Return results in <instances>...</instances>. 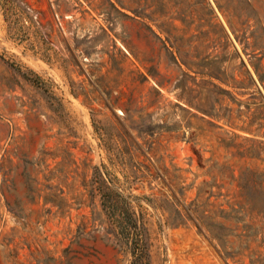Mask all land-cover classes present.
<instances>
[{"label":"rangeland","instance_id":"374dc122","mask_svg":"<svg viewBox=\"0 0 264 264\" xmlns=\"http://www.w3.org/2000/svg\"><path fill=\"white\" fill-rule=\"evenodd\" d=\"M218 1L0 0V264H264V0Z\"/></svg>","mask_w":264,"mask_h":264},{"label":"trees","instance_id":"16d2710c","mask_svg":"<svg viewBox=\"0 0 264 264\" xmlns=\"http://www.w3.org/2000/svg\"><path fill=\"white\" fill-rule=\"evenodd\" d=\"M259 78L261 81L264 80V76L261 75L260 73H258ZM254 124H258V126L256 127V130L260 131L263 127H264V123L261 121H258V119H253V121L247 126L248 129H252ZM144 254H148L147 253V246H145V244H141L139 243V251H136V258L135 260H139L142 259Z\"/></svg>","mask_w":264,"mask_h":264},{"label":"crops","instance_id":"0c3cea01","mask_svg":"<svg viewBox=\"0 0 264 264\" xmlns=\"http://www.w3.org/2000/svg\"><path fill=\"white\" fill-rule=\"evenodd\" d=\"M216 3H217V5H218L219 8L223 7L222 3H219L218 0H216Z\"/></svg>","mask_w":264,"mask_h":264}]
</instances>
